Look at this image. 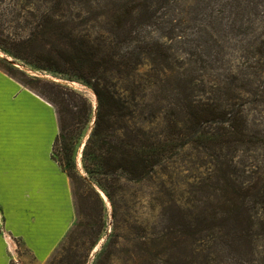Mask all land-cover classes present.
<instances>
[{
	"label": "trees",
	"instance_id": "1",
	"mask_svg": "<svg viewBox=\"0 0 264 264\" xmlns=\"http://www.w3.org/2000/svg\"><path fill=\"white\" fill-rule=\"evenodd\" d=\"M0 53V71L56 110L51 157L76 214L66 259L104 230L102 192L113 233L99 258L120 227L135 234L129 264H255L264 133L236 82L264 89V0H0Z\"/></svg>",
	"mask_w": 264,
	"mask_h": 264
},
{
	"label": "crops",
	"instance_id": "2",
	"mask_svg": "<svg viewBox=\"0 0 264 264\" xmlns=\"http://www.w3.org/2000/svg\"><path fill=\"white\" fill-rule=\"evenodd\" d=\"M58 134L53 105L0 71V264L46 262L76 214L67 175L51 157Z\"/></svg>",
	"mask_w": 264,
	"mask_h": 264
},
{
	"label": "rangeland",
	"instance_id": "3",
	"mask_svg": "<svg viewBox=\"0 0 264 264\" xmlns=\"http://www.w3.org/2000/svg\"><path fill=\"white\" fill-rule=\"evenodd\" d=\"M1 55V53H0ZM3 56V54L1 55ZM14 64L17 65L15 62ZM42 77L53 81L55 83H60L63 85L70 86L74 88L75 90L83 93L85 96L88 97V99L92 102V104L95 106V97L92 94V92L83 86L80 82L77 81H68L66 78L62 76L53 75L50 73H42ZM236 86H240L241 88L245 90H249V93H241L242 96L245 99V122L248 126V129L255 133L256 131H260L264 133V89L261 86H258V90L256 91V87L253 85H249L246 81H237ZM255 88V89H253ZM263 91V94L260 95L259 91ZM256 91V92H255ZM254 92V94H252ZM81 150V147L79 148V151ZM77 164L80 172H83L80 167V153H78L77 156ZM187 174L185 171H183L179 177L176 176V181H179L178 186L180 189L185 188L181 183L185 182L187 178L184 177V175ZM101 197L104 202V222L105 227L104 230L99 235V238L96 240L95 244L91 246V243L88 241V239H77V241H73L70 245L71 250V256L67 257L65 252H62L61 247L63 245L67 246L68 240L66 241V236L63 238V240L58 245V248L53 252V254L50 256V258L44 262L43 264H66L70 263L72 261L78 260L81 261L82 264H129L126 261V258L123 257V247L126 246L127 241H124V238L126 237H133L135 238V234L131 231H127L123 228H120L116 231V234H119L120 237H118V243L114 246V250H112L111 254L106 258V255L103 254L100 258L98 257V253L102 249V245L106 242V239L108 235L113 231L112 226V219L109 214V205L106 201L105 196L102 192H100ZM147 209H139V217L142 220H148L149 223L152 221V217L150 214L147 213ZM135 215V214H134ZM69 232V231H68ZM113 233V232H112ZM255 238L257 241V246L253 252V261L255 264H264V228H260L259 226H256V232H255ZM66 241V242H65ZM16 259H18L21 264H33L32 260L29 257L28 251L25 250V248L22 246L21 243L16 242ZM132 242L129 241V244L127 246H131ZM70 255V254H69ZM263 258V259H262ZM15 264V262L13 261Z\"/></svg>",
	"mask_w": 264,
	"mask_h": 264
}]
</instances>
